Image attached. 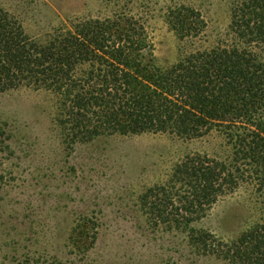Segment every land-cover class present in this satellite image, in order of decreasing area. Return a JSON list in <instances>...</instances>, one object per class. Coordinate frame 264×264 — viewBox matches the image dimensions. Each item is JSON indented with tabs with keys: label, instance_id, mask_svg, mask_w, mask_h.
<instances>
[{
	"label": "trees",
	"instance_id": "obj_1",
	"mask_svg": "<svg viewBox=\"0 0 264 264\" xmlns=\"http://www.w3.org/2000/svg\"><path fill=\"white\" fill-rule=\"evenodd\" d=\"M104 17L68 19L29 36L0 7V93L29 88L52 100L51 128L65 149L103 137L214 135L219 153L192 152L141 206L155 227L185 233L189 245L223 264H264V0H231L229 23L206 45L208 22L184 2L166 17L179 43L155 64L142 18L110 0ZM205 44V45H204ZM250 187L255 220L224 241L195 224L223 197Z\"/></svg>",
	"mask_w": 264,
	"mask_h": 264
},
{
	"label": "rangeland",
	"instance_id": "obj_2",
	"mask_svg": "<svg viewBox=\"0 0 264 264\" xmlns=\"http://www.w3.org/2000/svg\"><path fill=\"white\" fill-rule=\"evenodd\" d=\"M181 2L208 22L206 45L229 23L231 0H139L128 6L144 21L159 67L178 57L166 12ZM0 7L29 36L116 8L110 0H0ZM51 115L45 93H0V264H223L196 253L185 233L153 226L141 206L143 193L164 184L185 154L219 153L213 134L189 142L160 134L103 137L67 150L51 128ZM252 200L251 188H241L195 227L235 240L255 220Z\"/></svg>",
	"mask_w": 264,
	"mask_h": 264
}]
</instances>
